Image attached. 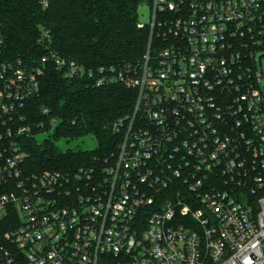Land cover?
<instances>
[{
	"label": "built area",
	"instance_id": "obj_1",
	"mask_svg": "<svg viewBox=\"0 0 264 264\" xmlns=\"http://www.w3.org/2000/svg\"><path fill=\"white\" fill-rule=\"evenodd\" d=\"M146 26L140 59L90 70L137 91L117 150L32 174L45 62L85 67L10 60L0 27V219L18 213L0 264H264V0H152Z\"/></svg>",
	"mask_w": 264,
	"mask_h": 264
},
{
	"label": "trees",
	"instance_id": "obj_2",
	"mask_svg": "<svg viewBox=\"0 0 264 264\" xmlns=\"http://www.w3.org/2000/svg\"><path fill=\"white\" fill-rule=\"evenodd\" d=\"M144 1L0 0L6 58H21L26 64L37 65L44 55L56 52L85 67L84 73L70 77L67 68L57 65L53 57L45 62L40 95L27 100L32 134L22 140L26 174L75 169L90 163L95 154L117 150L120 138L113 125L133 112L137 91L118 82L97 85L90 70L137 61L143 56L149 37L147 26L138 27L139 7ZM45 30L49 37L44 35ZM40 122L44 126H39ZM52 130L57 141L92 133L99 146L93 150H63L49 138L38 139L37 133ZM5 191L0 186V195ZM17 222V210L10 205L0 219V243Z\"/></svg>",
	"mask_w": 264,
	"mask_h": 264
},
{
	"label": "rangeland",
	"instance_id": "obj_3",
	"mask_svg": "<svg viewBox=\"0 0 264 264\" xmlns=\"http://www.w3.org/2000/svg\"><path fill=\"white\" fill-rule=\"evenodd\" d=\"M139 18L143 22H148L151 18V4L148 0L144 1L140 7H139ZM262 90L264 91V83L262 84ZM54 121V120H53ZM55 122V121H54ZM54 130H52L49 133H45L40 135L38 138L40 141H43L45 138H49L53 141H55L56 145L60 147L63 150H66L68 148H80L83 150H93L96 149L98 144L97 137L89 133L85 136L75 138L74 140L67 141L66 139L56 140L54 138Z\"/></svg>",
	"mask_w": 264,
	"mask_h": 264
}]
</instances>
